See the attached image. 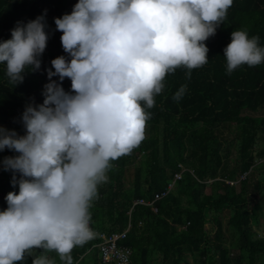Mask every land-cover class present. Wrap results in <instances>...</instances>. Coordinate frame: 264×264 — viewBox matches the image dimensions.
Wrapping results in <instances>:
<instances>
[{
    "label": "clouds",
    "instance_id": "1",
    "mask_svg": "<svg viewBox=\"0 0 264 264\" xmlns=\"http://www.w3.org/2000/svg\"><path fill=\"white\" fill-rule=\"evenodd\" d=\"M234 0H78L57 18L64 51L48 70L42 105H29L26 135L0 128L3 161L14 173L7 209L0 211V264H19L42 250L32 264H73L72 252L95 238L90 209L108 182L113 161L130 155L146 138L155 97L177 69L209 62L205 42L216 35ZM44 17L18 22L0 42V64L9 82L23 83L25 69L38 70L48 41ZM258 36L236 30L224 49L227 73L264 63ZM69 78L72 93L55 80ZM182 85L173 99L183 98ZM15 173L20 174L17 179Z\"/></svg>",
    "mask_w": 264,
    "mask_h": 264
},
{
    "label": "trees",
    "instance_id": "2",
    "mask_svg": "<svg viewBox=\"0 0 264 264\" xmlns=\"http://www.w3.org/2000/svg\"><path fill=\"white\" fill-rule=\"evenodd\" d=\"M78 0H0V42L11 39L18 22L44 17L47 47L38 70L25 69L24 81L14 85L0 64V127L26 135L22 117L29 105H42L52 61L71 57L64 51L55 20L71 14ZM258 36L264 47V0H234L216 35L206 42L209 62L192 70L169 74L164 91L147 109L146 138L130 155L113 161L108 182L98 187L90 209L94 239L72 252L73 264H102L97 243L100 233L127 231L119 244L130 249V264H264V236L259 225V191L264 186V63L244 65L227 73L224 49L236 30ZM66 93L72 82L54 76ZM187 85L183 98L173 99ZM15 151H0V211L8 207L14 173L3 161ZM182 172L181 178L174 174ZM17 179L20 174L15 173ZM255 177H258L257 179ZM173 187L151 206L156 193ZM177 225L175 247L166 248L167 227ZM35 249L19 264H32ZM62 264L55 252L47 253Z\"/></svg>",
    "mask_w": 264,
    "mask_h": 264
},
{
    "label": "built area",
    "instance_id": "3",
    "mask_svg": "<svg viewBox=\"0 0 264 264\" xmlns=\"http://www.w3.org/2000/svg\"><path fill=\"white\" fill-rule=\"evenodd\" d=\"M181 174L182 172L175 173L174 181L175 179L181 178ZM172 187L173 182L168 185L166 191L156 193L153 199L149 201L139 199L135 203L148 204L154 212H157V207L154 204L155 201L165 196ZM126 232L125 230L121 233H100L101 240L96 246L100 252L102 264H130V249L119 244V240L125 237Z\"/></svg>",
    "mask_w": 264,
    "mask_h": 264
},
{
    "label": "rangeland",
    "instance_id": "4",
    "mask_svg": "<svg viewBox=\"0 0 264 264\" xmlns=\"http://www.w3.org/2000/svg\"><path fill=\"white\" fill-rule=\"evenodd\" d=\"M256 114H264V109L260 112H257ZM2 128V127H0ZM256 179L258 177H255ZM258 200H259V208L257 210L258 213V217H259V225L255 227V230L257 231V233L260 236H264V186L261 187L260 191H259V196H258ZM166 227H167V240H166V248L171 250L175 247L174 242H172V238L171 237H177V230H180V226H176L174 228L171 227L170 229V225L168 220L166 222Z\"/></svg>",
    "mask_w": 264,
    "mask_h": 264
}]
</instances>
